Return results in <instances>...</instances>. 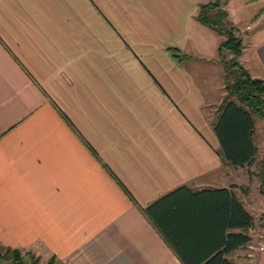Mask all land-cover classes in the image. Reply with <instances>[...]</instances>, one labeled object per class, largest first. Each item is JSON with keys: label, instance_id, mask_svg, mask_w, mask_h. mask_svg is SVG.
Masks as SVG:
<instances>
[{"label": "crops", "instance_id": "obj_1", "mask_svg": "<svg viewBox=\"0 0 264 264\" xmlns=\"http://www.w3.org/2000/svg\"><path fill=\"white\" fill-rule=\"evenodd\" d=\"M206 1L0 0V245L181 264L141 208L233 184L211 125L223 77L203 68L222 35L195 18Z\"/></svg>", "mask_w": 264, "mask_h": 264}, {"label": "trees", "instance_id": "obj_2", "mask_svg": "<svg viewBox=\"0 0 264 264\" xmlns=\"http://www.w3.org/2000/svg\"><path fill=\"white\" fill-rule=\"evenodd\" d=\"M224 3V0L200 2L195 18L222 35L217 52L225 91L211 120L218 140L217 152L223 164L248 166L258 153L254 138L255 116L264 117V80L251 75L240 63L242 38L237 34L238 27L228 19ZM262 11L264 4L251 20ZM256 163L257 188L264 195V153ZM182 188L183 185L177 186L146 204L141 208L143 213L181 264H236L228 254L250 241L248 229L253 225L252 214L236 196V186L204 187L188 192ZM258 219L264 226V214ZM0 261L5 264H63L54 254L42 260L29 249L24 251L7 245H0Z\"/></svg>", "mask_w": 264, "mask_h": 264}, {"label": "rangeland", "instance_id": "obj_3", "mask_svg": "<svg viewBox=\"0 0 264 264\" xmlns=\"http://www.w3.org/2000/svg\"><path fill=\"white\" fill-rule=\"evenodd\" d=\"M262 2L264 0H258L254 3L253 1L244 3L242 0H232L228 10L233 14V21L237 22V34L242 38V53L239 56V61L243 67H247L251 75L260 76L264 80V59H259L260 57L257 55L259 49L262 54L261 58H264V15H261L255 23L254 21L250 22V16ZM229 16L228 14V19ZM203 65L208 73L212 72L213 74V72L218 71L223 75L222 64L208 62L207 65ZM255 125L254 138L258 153H256L254 161L248 166L228 165L223 167V174L225 171V173L230 174L226 181H233L238 198H241L243 205L253 217L252 228L248 229L250 241L248 240L241 248L228 254V258L236 264H264V226L260 224L258 219L259 215L264 214V195L258 191V175L255 174L256 161L264 153V117L255 116ZM40 258L46 259V257ZM0 264L5 263L0 261Z\"/></svg>", "mask_w": 264, "mask_h": 264}]
</instances>
